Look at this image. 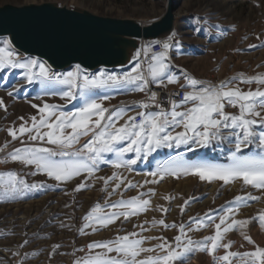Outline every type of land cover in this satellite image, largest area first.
<instances>
[{"label":"rangeland","instance_id":"obj_1","mask_svg":"<svg viewBox=\"0 0 264 264\" xmlns=\"http://www.w3.org/2000/svg\"><path fill=\"white\" fill-rule=\"evenodd\" d=\"M174 2L176 4L174 14L177 15L174 16V28L170 34L173 45L169 54H165V63L169 65V69L175 71L174 75L178 80H183V85L187 84L185 74L208 85H219L240 75L245 78L264 75V46H262L264 45V0H174ZM44 3L83 10L100 17L130 19L141 25H148L158 20L166 7V0H0V7ZM4 41L9 40L0 38V47L4 46ZM9 50L13 51V58L21 63L36 59L19 54L11 44ZM45 65L48 67L46 63ZM38 70V67L33 69L35 72ZM71 71H76V66L60 73L51 70L52 73L61 76ZM101 71L105 73L103 69L96 73L81 69V74H87L91 78ZM27 74L26 69L19 67L0 69V98H3L6 105V110L0 107V148H3V151H0V173L12 171L28 184H39L44 187L27 192L15 200L0 201V264H74L75 260L88 255L87 246L92 242L115 240L118 236L129 233L138 234L135 237L130 236L129 239L163 237L169 243H173V238L180 234L181 224H184L186 229L189 224L193 228V231H186V237H182V241L186 242V238H190L198 243L215 234V224H207L196 230L191 218L204 219L206 215L213 216L216 217L215 223H220L218 217L221 209L229 206L235 208L232 204L234 198L247 197L249 194L258 199L240 204L235 208V214H230L228 220V223H231V219L247 220V225L236 226L223 233V239L220 241L221 245L231 242L230 248L218 247L213 254H209L206 250H195L176 264H227L225 261L214 259V256L218 258L229 251L251 252L256 246L264 248V224L258 219L259 213L264 211V189L245 185L239 179L225 184L220 180L211 182L200 180L193 175H181L179 178L169 175L160 180L159 176L153 177L150 174L158 172L161 165L173 158L227 164L231 150H234V143H229L228 139L213 141L207 147L193 146V150H189L185 145L177 147L173 144L172 147L162 146L151 152L146 150L140 153L125 152L119 159L135 160L136 163L118 169L112 166V161L118 159L115 153H104L93 176L86 181L88 186L80 191L74 189L87 173H82L81 176L74 177L66 183L57 182L45 173L38 172L34 165L14 162L10 159L5 162L7 153L24 146L21 140L33 146L54 147L43 141H29L27 133L22 136L19 134L18 129L25 121L27 126H31L32 116H36L39 120V111L33 108L32 104L42 106L48 103L56 105L59 110L75 112L83 103L78 88L75 90L76 98L71 100L62 99L60 95H45L52 90L57 92L67 90V86L43 88L35 78L30 83L26 78ZM169 85L166 81L165 88L168 89ZM232 86L239 87L242 91L255 90L258 87L255 82L249 84L241 83L239 80ZM180 88L186 91L192 90L189 87ZM105 90L107 88L94 89L91 95H104ZM9 92L12 93L11 96ZM129 101L131 100H125V102ZM109 104V99L103 101V107L110 109ZM127 109L128 114L130 108ZM225 111L238 114L239 109L226 104ZM127 114L117 122V127L124 124L128 116H131ZM20 117L24 119L21 120ZM91 119L94 121L97 117L93 116ZM256 127L259 131V127ZM9 129L17 132L16 140L12 139ZM181 130L175 129V131ZM230 131L222 130L225 137L229 136ZM90 137L91 134L82 136L72 150L80 148ZM120 146L127 147V142H122ZM261 151L253 144L243 148L238 155L254 156ZM114 173L118 179L110 180L107 185L104 180L99 179V177H112ZM121 179L123 183L120 182ZM154 179L158 182L151 183ZM129 182L137 187L126 188L125 185ZM117 184L120 185L119 188L116 187ZM150 189L154 194L143 197L150 198L147 211L130 215L127 219L121 215L107 227L95 225L96 231L91 227L85 228L83 233L79 231L86 223L83 218L94 206H100L96 213L98 216L129 211L125 208H113L111 205L122 199L127 201L141 193L147 194ZM185 201L190 202L185 206ZM160 206L169 211L162 212ZM182 207H184L183 212ZM161 219L169 225L175 222L177 227L165 229L159 224L153 226V220ZM62 224L65 226L62 227ZM140 225H143L147 231H142ZM221 227L223 228L224 225ZM245 236L251 237L254 244L249 243ZM25 240L28 241L27 245L21 247ZM157 243L159 241L156 239L145 240L143 247L149 248ZM54 245L60 247L50 256ZM99 251L102 250H93V252ZM109 255L115 257L117 254L113 252ZM147 255L150 253H143L138 258ZM230 260L231 264H242L239 258L230 257Z\"/></svg>","mask_w":264,"mask_h":264},{"label":"snow or ice","instance_id":"obj_2","mask_svg":"<svg viewBox=\"0 0 264 264\" xmlns=\"http://www.w3.org/2000/svg\"><path fill=\"white\" fill-rule=\"evenodd\" d=\"M169 47L168 43H164V51L150 57L147 76L141 72V66L138 63L137 67L133 69L135 74L118 76L105 74L101 71L90 78L87 74H81L79 64L76 65V71L61 76L52 73L45 63L38 62L36 59H29L24 63L16 61L13 58V51L9 50L10 42L4 41V46L0 47V69L9 67L26 69L27 80L31 83L35 78L43 88H54L57 85L67 86V90L60 92L52 90L46 92L45 95H60L62 99L71 100L76 98L75 90L78 88L79 96L83 100L82 105L75 112H65L59 110L56 105L48 103H44L42 106L32 104L31 106L39 111V120L36 116H32L31 126H27V121H25L18 129L19 134L22 136L27 133L29 141H43L54 147L33 146L21 140V144L24 146L7 153L5 162L10 159L14 162L34 165L38 172L45 173L57 182L66 183L74 177L81 176L82 173H87V176L74 189V191H80L88 186L86 181L93 176L104 153H115L118 159L112 161V166L118 169L136 163L135 160L119 159L125 152L140 153L142 150L151 152L162 146L172 147L173 144L177 147L185 145L189 150H193V146L207 147L213 141L228 139L229 143H234V150H231L227 164L173 158L161 165L158 172L150 174L153 177L159 176L160 180L169 175L176 178L181 175H193L199 177L200 180L209 182L220 180L225 184L239 179L245 185L264 189V75L248 78L240 75L223 81L219 85H208L185 74L184 78L187 84L181 85V87H189L192 90L186 91L183 99L172 100L168 110L156 105L160 109L159 111H139L134 116H128L124 124L119 127L116 126L117 122L123 119L128 109L120 108L109 111L108 108L103 107V101L109 99L107 95H91L94 89L131 85L134 86V90L145 91L150 83H156L158 86H163L165 81L169 84L177 83V77L170 72L169 65L165 63V53ZM250 47L257 46L250 45ZM37 67L38 72L33 71ZM237 80L249 84L255 82L258 87L255 90L242 91L239 87L232 86ZM8 94L12 95L11 92ZM149 99L155 101L156 93H151ZM226 104L238 107V114L226 112ZM0 107H4L6 110L3 98H0ZM139 107L147 110L152 105L140 102ZM106 113L107 115H105ZM93 116L97 117L94 121L91 119ZM137 117L140 118L139 121H137ZM20 119L24 118L20 117ZM256 126L259 127V131ZM177 128L182 130L175 131ZM42 129H47V131H42ZM67 129H71V131H67ZM225 129L231 130L228 137L223 135L222 130ZM9 134L13 140L18 138L17 132L12 129H9ZM89 134L91 137L88 141L80 148L72 150L82 136H89ZM125 141L127 147L120 146ZM253 144L262 151L254 156L238 155L243 148ZM4 147H7V143ZM0 151H3V148H0ZM99 179L104 180L107 185L110 180L118 179V177L114 173L112 177H99ZM120 182L123 183V179ZM156 182L158 181L155 179L151 181V183ZM145 183L150 182L145 181ZM119 186L117 184L116 187L119 188ZM42 187L44 186L39 184H28L15 172L0 173V201L15 200L27 192ZM125 187L133 188L137 185L129 182ZM152 194L154 193L150 189L147 194L141 193L127 201L122 199L111 205L113 208L129 210L125 212H112L98 216L96 213L100 206H94L83 218L86 223L79 231L83 233L84 229L89 227L96 231L95 225L107 227L121 215L127 219L130 215L147 211L150 198L144 199L143 197L145 195L150 197ZM166 199L171 198L166 197ZM256 199L258 197L251 194L247 197L237 196L232 204L238 208L240 204H246L249 200ZM189 202L185 201V206ZM235 208L233 206L222 208L218 217L220 223H215L216 217L213 216L206 215L204 219L191 218L192 223L196 225V230L207 224H215V234L204 238L201 242H193L190 238H186V242L182 241V237H186V231H193L191 224L187 226V229L184 224L179 225L180 234L173 238V243H169L163 237L129 239L130 236L138 235L129 233L118 236L115 240L92 242L87 246L88 255L75 260L74 264H176L195 250H206L209 254H213L218 247L223 246L228 249L231 242L220 244L223 233L236 226L245 227L248 223L247 220L235 219H231V223H228L230 214H235ZM160 210L164 213L169 211L162 206H160ZM181 211H184V207L181 208ZM258 219L264 224V211L259 213ZM152 224L153 226L159 224L165 229L177 227L175 222L169 225L164 219L153 220ZM222 225H224L223 228ZM139 227L142 231H147L143 225ZM149 239H156L159 243L149 248L143 247L145 240ZM245 239L254 244L251 237L245 236ZM27 243L28 241L25 240L21 247ZM194 244L197 246L193 247ZM59 247V245H54L50 256L55 254ZM95 249L102 251L93 252ZM113 252L117 254L115 257L109 255ZM143 253H150V255L138 258ZM153 253L155 255H152ZM230 257L239 258L242 264H264V248L256 246L253 251L245 253L229 251L224 256L218 258L214 256V259L231 264Z\"/></svg>","mask_w":264,"mask_h":264},{"label":"water","instance_id":"obj_3","mask_svg":"<svg viewBox=\"0 0 264 264\" xmlns=\"http://www.w3.org/2000/svg\"><path fill=\"white\" fill-rule=\"evenodd\" d=\"M175 10L174 0H166L163 15L141 25L51 3L5 5L0 7V38H7L19 54L43 61L56 73L77 64L89 73L124 70L134 64L142 41L170 36Z\"/></svg>","mask_w":264,"mask_h":264},{"label":"built area","instance_id":"obj_4","mask_svg":"<svg viewBox=\"0 0 264 264\" xmlns=\"http://www.w3.org/2000/svg\"><path fill=\"white\" fill-rule=\"evenodd\" d=\"M164 41H173L171 40V37L168 36L164 39H160L158 41L154 42H146L142 41L140 47L138 48L134 62L139 63L141 66V72L147 76L148 75V66H149V59L153 54H158L163 51V43ZM137 53H139V56H137ZM135 74V73H134ZM156 93V99L155 101H151L149 99V96L151 93ZM186 92L185 89L177 88V89H167L163 88L161 86H158L154 83H150L148 85V94L146 96H142V98L136 101H129L124 102L122 105L125 108H130V114L131 116H134L139 111H159L160 109L156 107V105H159L160 108H163L165 110L170 109V104L172 100H181L183 99L184 93ZM140 102H147L152 105L150 109H141L139 107ZM139 117H137V121H139Z\"/></svg>","mask_w":264,"mask_h":264},{"label":"crops","instance_id":"obj_5","mask_svg":"<svg viewBox=\"0 0 264 264\" xmlns=\"http://www.w3.org/2000/svg\"><path fill=\"white\" fill-rule=\"evenodd\" d=\"M137 67V65L134 63L133 65H131L130 67H128L127 69L124 70H114V71H105V74H113V75H118V76H124V75H128V74H134L132 69ZM170 72L174 75L173 70L169 69ZM131 71V72H130ZM183 80L179 79L177 83H171L168 87V89H177L180 88V85L182 84ZM166 83V81H165ZM156 84V83H154ZM157 85V84H156ZM163 88H165V84L163 86H161ZM145 91H138V90H134V86L131 85H125L122 87H114V88H107V90H105L104 95H107L109 97V102H110V109L109 111L113 110V109H120L121 107H123V103L125 102V100L130 99L131 101H136L142 98V96L144 95ZM109 107V106H108ZM129 115V114H127Z\"/></svg>","mask_w":264,"mask_h":264},{"label":"bare ground","instance_id":"obj_6","mask_svg":"<svg viewBox=\"0 0 264 264\" xmlns=\"http://www.w3.org/2000/svg\"><path fill=\"white\" fill-rule=\"evenodd\" d=\"M175 15H177V14H174V16ZM174 20H175V18H174ZM174 28V27H173ZM171 40H172V38H171ZM164 43H168L169 45H170V47H169V49L166 51V53L165 54H169V52H170V49H171V47H172V45H173V41H164ZM163 43V44H164ZM163 51H164V49H163ZM136 65H137V62H134ZM146 94H148V87L145 89V92H144V95L143 96H146Z\"/></svg>","mask_w":264,"mask_h":264}]
</instances>
